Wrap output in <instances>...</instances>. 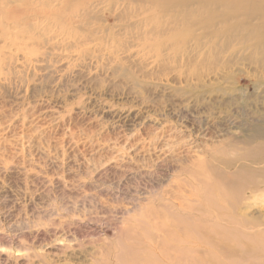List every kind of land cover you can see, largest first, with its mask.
I'll use <instances>...</instances> for the list:
<instances>
[{"label": "rangeland", "instance_id": "374dc122", "mask_svg": "<svg viewBox=\"0 0 264 264\" xmlns=\"http://www.w3.org/2000/svg\"><path fill=\"white\" fill-rule=\"evenodd\" d=\"M179 2L0 0V260L95 264L103 251L122 264L145 245L163 251L158 235L184 247L167 210L199 217L205 172L233 168L216 151L260 143L264 65L188 43L222 10L189 16ZM256 180L244 190L260 218Z\"/></svg>", "mask_w": 264, "mask_h": 264}, {"label": "bare ground", "instance_id": "6f19581e", "mask_svg": "<svg viewBox=\"0 0 264 264\" xmlns=\"http://www.w3.org/2000/svg\"><path fill=\"white\" fill-rule=\"evenodd\" d=\"M175 1L180 4L179 0ZM181 3L189 16L196 15L210 5L223 11L215 12L213 19L209 22H195L194 25L201 27L204 31L201 35H195L193 31L187 40L188 43L194 42L199 48L202 45V39H211L215 44L212 47H216L214 56L218 63L221 55L226 56L231 52L229 56L231 60L237 57L236 53L243 51L242 55H246L247 60L257 62L259 68H261L260 64L264 65V0H181ZM174 21L177 22L175 18L169 19L166 25ZM214 23L222 26L223 30H211ZM158 26L161 27V24L145 23L141 25V28L151 32ZM66 33L69 34L68 31ZM89 39L83 41L87 42ZM254 54L259 59L254 58ZM229 59H225L223 64H229ZM257 134L260 143L251 146L245 153H239L242 148L236 151L228 148L216 151L219 162L221 156L229 158L234 156L231 162L234 163L233 168H225L219 171L218 175L215 172H205L211 179L200 181L205 185L204 192L208 193L203 200L209 206L202 208L201 205H197L199 217L167 210L168 218L181 223L184 233L183 237H172V239L182 243L184 247L170 245L158 235L155 242L163 247V251L153 252L152 249L144 246L145 242L140 239L139 244L144 247L133 253L130 252L131 258L122 264H264V216L257 218L254 213L252 214L251 211L257 205L247 202L244 190L246 185L259 182L256 180L257 176H264V131ZM243 145L247 144L243 143ZM201 194L203 197V191ZM190 209L195 211L194 207ZM157 217L160 218L158 215ZM155 220H157L156 217ZM161 225L159 231L168 234L164 225ZM144 227L143 231L148 232ZM23 242L29 243L28 238L25 237ZM148 243L151 245L150 242ZM97 255L95 264H107L103 251ZM121 255L117 254L115 258L119 260ZM80 256V258L75 256L74 259L82 260V257H88L82 252ZM4 257V260H0V264L34 263L32 257H18L15 253H6ZM34 257H38L39 263L52 264L45 260V256Z\"/></svg>", "mask_w": 264, "mask_h": 264}]
</instances>
